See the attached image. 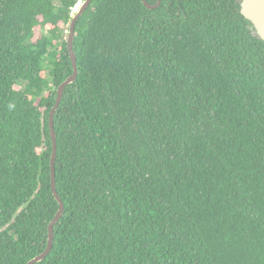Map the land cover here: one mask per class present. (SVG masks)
I'll use <instances>...</instances> for the list:
<instances>
[{"label": "trees", "instance_id": "trees-1", "mask_svg": "<svg viewBox=\"0 0 264 264\" xmlns=\"http://www.w3.org/2000/svg\"><path fill=\"white\" fill-rule=\"evenodd\" d=\"M78 2L0 0V264L45 252L60 210ZM241 2H91L36 264H264V41Z\"/></svg>", "mask_w": 264, "mask_h": 264}, {"label": "water", "instance_id": "water-1", "mask_svg": "<svg viewBox=\"0 0 264 264\" xmlns=\"http://www.w3.org/2000/svg\"><path fill=\"white\" fill-rule=\"evenodd\" d=\"M93 0H84L83 4L81 5L78 12L73 16L72 22L70 24L68 38H67V47L70 55V59L73 65V74L69 76L58 88L57 90V97H56V103L53 107V109L50 112L49 115V123H50V129H51V138H52V144H53V154L51 157V176H52V191L56 198V200L59 202L60 210L58 214L55 216L54 220L49 225V238H48V246L41 255L30 261L28 264H36L42 261L47 257V255L50 253L52 247H53V241H54V226L56 223L60 220V218L63 215L64 212V203L60 199L57 190H56V175H55V161H56V155H57V137L54 130V117L55 114L62 102L65 88L76 82L78 78V66H77V57L74 52V41H75V29L76 24L79 18L85 13L87 8L90 6L91 2ZM163 0H158L156 4L152 5L148 3L146 0H142V2L145 4V6L150 9L154 10L157 9ZM241 14L251 22L253 25L256 34L258 37L264 41V0H242L241 2Z\"/></svg>", "mask_w": 264, "mask_h": 264}, {"label": "built area", "instance_id": "built-area-1", "mask_svg": "<svg viewBox=\"0 0 264 264\" xmlns=\"http://www.w3.org/2000/svg\"><path fill=\"white\" fill-rule=\"evenodd\" d=\"M79 9V4H77L74 8H73V14L77 13ZM69 33V30L66 31V34Z\"/></svg>", "mask_w": 264, "mask_h": 264}, {"label": "clouds", "instance_id": "clouds-1", "mask_svg": "<svg viewBox=\"0 0 264 264\" xmlns=\"http://www.w3.org/2000/svg\"><path fill=\"white\" fill-rule=\"evenodd\" d=\"M83 2H84V0H79V2L77 3V4H79V9H80V7H81V5L83 4ZM78 9V10H79ZM76 14V13H75ZM70 28V27H69ZM67 36H68V34H67Z\"/></svg>", "mask_w": 264, "mask_h": 264}, {"label": "rangeland", "instance_id": "rangeland-1", "mask_svg": "<svg viewBox=\"0 0 264 264\" xmlns=\"http://www.w3.org/2000/svg\"><path fill=\"white\" fill-rule=\"evenodd\" d=\"M68 38V37H67ZM49 71H50V67L49 66H47V73H49ZM47 77H48V75H47ZM21 87V86H20ZM20 87H17L18 89H20Z\"/></svg>", "mask_w": 264, "mask_h": 264}]
</instances>
